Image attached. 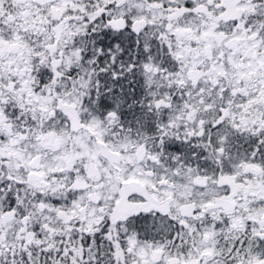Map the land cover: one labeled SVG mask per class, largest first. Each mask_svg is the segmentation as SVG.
Returning a JSON list of instances; mask_svg holds the SVG:
<instances>
[{
	"label": "snow or ice",
	"instance_id": "obj_1",
	"mask_svg": "<svg viewBox=\"0 0 264 264\" xmlns=\"http://www.w3.org/2000/svg\"><path fill=\"white\" fill-rule=\"evenodd\" d=\"M0 264H264V0H0Z\"/></svg>",
	"mask_w": 264,
	"mask_h": 264
}]
</instances>
